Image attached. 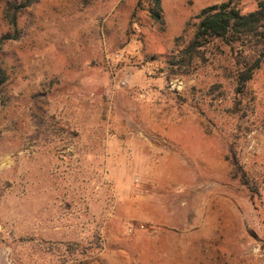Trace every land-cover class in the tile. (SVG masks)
<instances>
[{"label": "rangeland", "instance_id": "rangeland-1", "mask_svg": "<svg viewBox=\"0 0 264 264\" xmlns=\"http://www.w3.org/2000/svg\"><path fill=\"white\" fill-rule=\"evenodd\" d=\"M228 1L160 0L161 24L151 0L18 13L0 42V264H264V62L241 93L251 43L169 64Z\"/></svg>", "mask_w": 264, "mask_h": 264}, {"label": "trees", "instance_id": "trees-1", "mask_svg": "<svg viewBox=\"0 0 264 264\" xmlns=\"http://www.w3.org/2000/svg\"><path fill=\"white\" fill-rule=\"evenodd\" d=\"M32 0L23 3L8 2L4 9L3 18L13 33L3 35L0 42L16 41L17 15L28 7ZM255 4L252 12L241 13L238 3L229 0L218 5L206 7L196 16L192 25V35L186 45L181 48L169 63L174 68V74L188 72V69L205 59V52L218 44L230 46L232 44L251 43L255 51V59L246 63L237 74V92L241 93L246 84L264 62V0H247ZM149 17L162 23L160 0H151ZM7 81L5 69L0 63V89ZM233 176L239 179L240 185L251 192V187L239 164L231 161Z\"/></svg>", "mask_w": 264, "mask_h": 264}]
</instances>
